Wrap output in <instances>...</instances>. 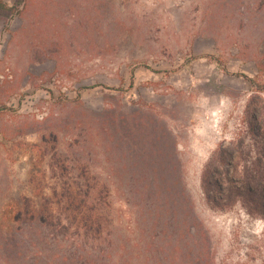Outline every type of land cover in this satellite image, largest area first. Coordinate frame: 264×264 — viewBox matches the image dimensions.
Listing matches in <instances>:
<instances>
[{"label":"rangeland","instance_id":"1","mask_svg":"<svg viewBox=\"0 0 264 264\" xmlns=\"http://www.w3.org/2000/svg\"><path fill=\"white\" fill-rule=\"evenodd\" d=\"M0 2V222L88 181L127 223L116 152H176L137 264H264V0Z\"/></svg>","mask_w":264,"mask_h":264},{"label":"trees","instance_id":"2","mask_svg":"<svg viewBox=\"0 0 264 264\" xmlns=\"http://www.w3.org/2000/svg\"><path fill=\"white\" fill-rule=\"evenodd\" d=\"M0 9H6L2 2ZM171 142L174 144L173 138ZM116 153L128 180V186L121 188L131 216L127 223L110 216L103 203L106 187L92 186L88 181L64 183L59 186L60 192L43 198L36 208L25 200L14 217L15 225L0 222V227L9 228L0 231V264H137L142 224L150 237L151 227L159 226L163 217L170 229L176 220L166 215L181 212L183 195L177 183V156L176 152ZM161 159L169 165L166 170L156 165ZM73 160L81 162L80 157L73 156ZM66 170L63 166L62 173ZM78 175L86 177L84 167ZM144 177L148 183L143 187L139 182ZM140 202L143 207L150 206V214L143 222ZM192 221L195 219L188 224Z\"/></svg>","mask_w":264,"mask_h":264}]
</instances>
